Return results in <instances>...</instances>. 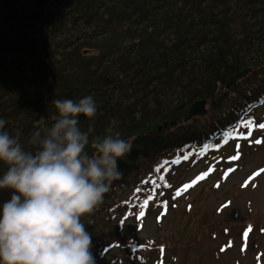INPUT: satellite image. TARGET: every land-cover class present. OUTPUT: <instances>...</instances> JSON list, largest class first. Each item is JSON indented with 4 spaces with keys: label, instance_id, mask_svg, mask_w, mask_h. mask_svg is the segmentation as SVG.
<instances>
[{
    "label": "trees",
    "instance_id": "obj_1",
    "mask_svg": "<svg viewBox=\"0 0 264 264\" xmlns=\"http://www.w3.org/2000/svg\"><path fill=\"white\" fill-rule=\"evenodd\" d=\"M26 2L0 0L3 130L13 137L19 133L25 150L35 151L28 140L40 129L36 121L41 117L46 126L52 125L57 114L52 101L91 95L97 114L80 120L81 130L92 125L90 139L103 137L115 119V131L132 144L131 153L118 162L122 178L83 217L95 264L130 259L133 264H164L165 246L155 248L147 239L129 242L134 238L115 218L120 210L123 217L135 215L144 201L158 199L165 190L175 197L170 171L203 156L210 159L215 137L238 132L243 122L254 120L251 110L263 96L257 86L264 72L251 75L230 100L217 83L251 65L264 70V0H44L31 7ZM92 28L96 33L88 35ZM84 47L96 52L79 53ZM197 99L210 100L207 111L182 124ZM11 118L20 123L16 133L9 128ZM172 123L156 134L159 125ZM86 151L94 149L88 146ZM6 170L0 162V175ZM123 185L126 190L119 195ZM12 191L0 189V209ZM108 245L119 256L108 257ZM151 251L156 254L152 261Z\"/></svg>",
    "mask_w": 264,
    "mask_h": 264
},
{
    "label": "clouds",
    "instance_id": "obj_2",
    "mask_svg": "<svg viewBox=\"0 0 264 264\" xmlns=\"http://www.w3.org/2000/svg\"><path fill=\"white\" fill-rule=\"evenodd\" d=\"M52 104L57 112L52 125L41 117L40 129L28 140L35 151L25 150L19 133L13 137L3 130L6 121L0 119V162L7 165L0 189L13 190L0 209V264H95L83 217L122 178L118 162L132 151L114 131L115 119L103 137L90 139L92 125L81 130L78 114L89 119L97 114L91 95Z\"/></svg>",
    "mask_w": 264,
    "mask_h": 264
},
{
    "label": "rangeland",
    "instance_id": "obj_3",
    "mask_svg": "<svg viewBox=\"0 0 264 264\" xmlns=\"http://www.w3.org/2000/svg\"><path fill=\"white\" fill-rule=\"evenodd\" d=\"M28 1L26 6L31 7L44 0L33 5H27ZM95 33L96 29L92 28L87 34ZM95 52L96 50L87 47L79 51L83 55ZM259 66L246 67L249 68L246 75L228 88L225 87L227 79L225 82H218V90L225 99L230 100L234 93L241 91V88L251 80V75L257 78L264 72L260 71ZM259 89L264 96L263 80L257 86V90ZM152 96H155V91L150 95L151 99ZM203 100L204 109L193 118L207 111L210 100ZM138 106L139 104L136 105ZM137 111L139 116L140 111ZM251 113L254 118L256 117L255 125L264 123V102L258 103ZM193 118L186 121L183 119L182 124L189 123ZM174 124L159 125L160 129L156 134ZM9 128L16 133V130L21 128L20 123L11 118ZM249 131L252 134L248 140L252 143L230 141L213 154L218 163L201 157L193 163L187 162L180 168L170 171L174 181L172 185L179 186L180 195L171 197L165 190L157 197L158 199L149 202L142 217L132 214L123 217L124 210H120L115 220L120 219L122 230L134 238L128 241L133 243L135 239L152 240L156 244L155 248L162 244L165 246L164 264H264V232H258L260 228L264 230V171H260L264 170V142L255 143V140L264 141V129L259 127L257 129V126L248 129L246 126L245 136H249L247 135ZM237 154L239 159H231ZM257 172L259 175H254ZM202 175L203 179H197ZM193 181L196 183L184 190V185ZM117 190L121 195L126 186L123 185ZM163 198L166 201L161 203L160 200ZM249 222L253 235L245 238L240 233ZM230 236L228 245L232 248L223 247L227 245ZM240 248L243 249V254L238 252ZM217 249L219 253L216 254ZM107 251L108 257L119 256V252L111 245L106 247L105 252ZM148 256L151 257L150 261L156 259L154 251ZM236 260L239 263H236ZM131 261L133 260L117 264H133Z\"/></svg>",
    "mask_w": 264,
    "mask_h": 264
},
{
    "label": "water",
    "instance_id": "obj_4",
    "mask_svg": "<svg viewBox=\"0 0 264 264\" xmlns=\"http://www.w3.org/2000/svg\"><path fill=\"white\" fill-rule=\"evenodd\" d=\"M41 1H43V0H29L27 5H33V4L41 2ZM248 69L249 68L242 69L239 72L229 76L227 78L225 87L228 88L230 85L235 83L238 79L244 77L246 75ZM204 105H205V100L201 99V100L194 101L189 107V110H188V113L185 117V120H188L194 116H197L204 109Z\"/></svg>",
    "mask_w": 264,
    "mask_h": 264
},
{
    "label": "snow or ice",
    "instance_id": "obj_5",
    "mask_svg": "<svg viewBox=\"0 0 264 264\" xmlns=\"http://www.w3.org/2000/svg\"><path fill=\"white\" fill-rule=\"evenodd\" d=\"M262 102H264V101H262ZM245 124H246V126H247L249 129H251L253 126H257V127H259V128L264 129V123H260V124H258V125H255L254 121H252V120H248V121L245 122ZM251 134H252L251 131H249V132H248V135L250 136ZM228 135L230 136L231 134H228ZM262 142H264V141H261V140H255V143H257V144L262 143ZM225 143H227V139H225ZM237 147H239V145H237ZM184 159H187V157L185 156ZM231 159H239V154H237V156H235V157H232ZM176 162L178 163L179 161H176ZM260 171H264V170H260ZM205 175H206V174H205ZM254 175H259V172L255 173ZM203 178H204V176L202 175V176L198 177L197 179H203ZM195 183H196V181H193V182L190 183V184H186V185H184V190H187L188 188L192 187ZM245 186H246V185H245ZM176 194H177V195H180V192L178 191ZM145 204H147V201H145ZM225 206H226V205H225ZM139 215L142 217V216L144 215V213L141 212ZM249 231H251V226H249V229L245 231V233H244L245 238L247 237V234H248Z\"/></svg>",
    "mask_w": 264,
    "mask_h": 264
},
{
    "label": "bare ground",
    "instance_id": "obj_6",
    "mask_svg": "<svg viewBox=\"0 0 264 264\" xmlns=\"http://www.w3.org/2000/svg\"><path fill=\"white\" fill-rule=\"evenodd\" d=\"M84 118H85V116H83V114H78V119L83 120ZM157 129L159 130L160 128H157ZM114 131H115V129H114Z\"/></svg>",
    "mask_w": 264,
    "mask_h": 264
}]
</instances>
